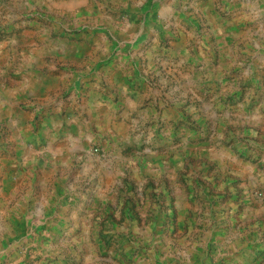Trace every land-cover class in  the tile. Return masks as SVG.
Wrapping results in <instances>:
<instances>
[{
	"label": "rangeland",
	"instance_id": "rangeland-1",
	"mask_svg": "<svg viewBox=\"0 0 264 264\" xmlns=\"http://www.w3.org/2000/svg\"><path fill=\"white\" fill-rule=\"evenodd\" d=\"M0 264H264V0H0Z\"/></svg>",
	"mask_w": 264,
	"mask_h": 264
},
{
	"label": "crops",
	"instance_id": "crops-1",
	"mask_svg": "<svg viewBox=\"0 0 264 264\" xmlns=\"http://www.w3.org/2000/svg\"><path fill=\"white\" fill-rule=\"evenodd\" d=\"M28 148L30 149V151L24 152L25 154H28V153L31 152V151L34 152V150L36 149V148L34 149V148H32V147H28ZM36 151H37V149H36Z\"/></svg>",
	"mask_w": 264,
	"mask_h": 264
}]
</instances>
